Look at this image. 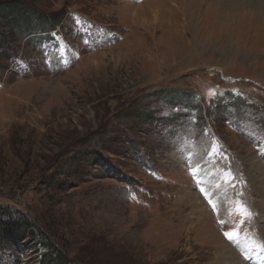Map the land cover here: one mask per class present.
Instances as JSON below:
<instances>
[{"label":"rangeland","instance_id":"obj_1","mask_svg":"<svg viewBox=\"0 0 264 264\" xmlns=\"http://www.w3.org/2000/svg\"><path fill=\"white\" fill-rule=\"evenodd\" d=\"M18 2L63 20H0V264H264V0Z\"/></svg>","mask_w":264,"mask_h":264},{"label":"trees","instance_id":"obj_2","mask_svg":"<svg viewBox=\"0 0 264 264\" xmlns=\"http://www.w3.org/2000/svg\"><path fill=\"white\" fill-rule=\"evenodd\" d=\"M20 8L22 13L19 16H26L30 17L31 20H28L26 18L25 24L27 25L26 27H31L32 26V19L35 16H38L37 19L39 21L44 22V27H47L48 29H55L56 26H58L62 20L63 16L62 14H57V15H47V16H39L38 12L35 8L28 6L24 2H18L15 0H1L0 1V20H3L8 24L9 26H18L17 19L19 16L15 17V13L19 14L17 9ZM14 14V15H13ZM13 16V17H12ZM30 23V24H29ZM23 29H27L25 27H22ZM44 31H39L37 33H42ZM36 33V32H35ZM32 33V34H35ZM29 35H31L29 33ZM2 42L0 41V48L2 47ZM10 59V58H9ZM11 61V59H10ZM96 154L94 153H89L88 155L82 154V157L79 160H75L73 166L74 167H79V165L86 163L89 165L87 162L88 159L91 161V156L95 157ZM76 158V157H75ZM30 229V221L26 216H24L21 212H17L14 210H0V243L5 242L7 240H17L21 238L25 233H28ZM47 248L51 249L50 255H52V258L50 261L53 264H66V257L64 255H60L59 253L54 251V246L50 247L49 244H45Z\"/></svg>","mask_w":264,"mask_h":264},{"label":"snow or ice","instance_id":"obj_3","mask_svg":"<svg viewBox=\"0 0 264 264\" xmlns=\"http://www.w3.org/2000/svg\"><path fill=\"white\" fill-rule=\"evenodd\" d=\"M201 193H204L205 190L203 188L200 189ZM210 204H212V201H209ZM213 209L215 210V205L213 204ZM238 211H240V214L243 216H250L251 212L247 210V208L243 205L238 206ZM239 232L234 230L233 232H225V236L227 239H229L230 241H234L236 240V238L238 237Z\"/></svg>","mask_w":264,"mask_h":264},{"label":"bare ground","instance_id":"obj_4","mask_svg":"<svg viewBox=\"0 0 264 264\" xmlns=\"http://www.w3.org/2000/svg\"><path fill=\"white\" fill-rule=\"evenodd\" d=\"M203 1V0H202ZM146 13L147 12H145V11H143L142 12V15H143V17H145V15H146ZM148 14V13H147ZM139 18H140V16H139ZM226 250V249H225ZM232 252V251H231ZM228 253V252H227ZM232 254L235 256V258H236V254L234 253V252H232V253H230V255H229V257L232 259L233 258V256H232ZM222 255V254H221ZM224 255V254H223ZM226 256V255H225ZM262 256V255H261ZM223 258V257H222ZM230 258L229 259H227V260H230ZM239 259V258H238ZM234 263V262H233Z\"/></svg>","mask_w":264,"mask_h":264}]
</instances>
